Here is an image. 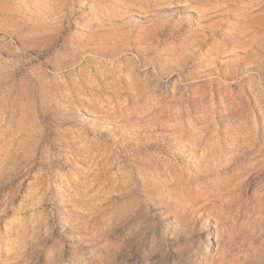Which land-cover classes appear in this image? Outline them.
Here are the masks:
<instances>
[{"label":"rangeland","instance_id":"rangeland-1","mask_svg":"<svg viewBox=\"0 0 264 264\" xmlns=\"http://www.w3.org/2000/svg\"><path fill=\"white\" fill-rule=\"evenodd\" d=\"M0 264H264V0H0Z\"/></svg>","mask_w":264,"mask_h":264},{"label":"bare ground","instance_id":"bare-ground-1","mask_svg":"<svg viewBox=\"0 0 264 264\" xmlns=\"http://www.w3.org/2000/svg\"><path fill=\"white\" fill-rule=\"evenodd\" d=\"M175 6H176L175 3H171V5H168L167 7L171 8V7H175ZM195 131H196V133H198V130H195ZM201 136L202 135L197 134L195 141L197 142V139L201 138ZM20 226L16 227V226H12L10 224L5 226L6 246L4 249L1 250L2 252L4 251L5 253H10L16 246L19 245L18 241L23 242V239H25L27 237V234L29 233L28 229L26 227H23V226H22L23 228H21ZM15 234L17 235V237H14Z\"/></svg>","mask_w":264,"mask_h":264}]
</instances>
